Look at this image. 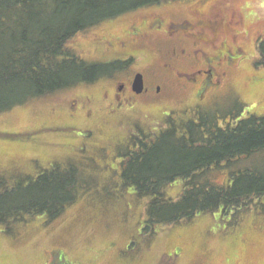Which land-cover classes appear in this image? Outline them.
I'll return each instance as SVG.
<instances>
[{
  "label": "rangeland",
  "instance_id": "rangeland-1",
  "mask_svg": "<svg viewBox=\"0 0 264 264\" xmlns=\"http://www.w3.org/2000/svg\"><path fill=\"white\" fill-rule=\"evenodd\" d=\"M155 18L165 26L176 20H188L189 31L202 27L216 45L226 44L232 50L238 47L241 57L247 59L218 71V86L211 97V108L225 112L237 103L243 110L236 118H244L249 111L264 115V64L256 63V45L264 37V0H169L160 6L148 5L100 22L76 33L67 45L89 62L109 55L103 50L106 41L113 45L114 52L137 50L143 63L156 76L173 81L172 71L163 68L162 63L168 60L174 44L188 53L191 48L188 43L179 42L183 33L172 36L165 27L144 28ZM132 24L141 30V37L130 38ZM96 36L100 41L94 44ZM118 41H124L126 48L117 46ZM119 72L109 73L108 79L116 81ZM100 89L97 83L72 85L0 113V175L11 180L42 171L64 173L67 171L64 165L69 164L80 179L74 202L51 221L43 224V217L36 215L16 223L7 233L0 232V264H43L50 249L61 250L74 264H264V211L251 207L238 212L232 222L229 214L219 216L220 220L215 223L218 216L199 213L179 223L144 230L147 198L135 194L133 185L124 180L135 164L132 156L139 161L144 159L169 136L166 134L169 129H157L163 127V116L189 114L195 103L190 90L170 85L162 89L158 99L142 103L128 121L105 117L95 129L85 127L93 131V140L88 142L106 147L101 163L119 164L117 179L109 178V172L94 163L77 161V158L65 160V151L70 156L71 148L48 145L62 140L60 135L43 132L39 135L43 138L31 142L24 137L23 134L44 125L80 127L77 121L67 118L71 100L76 96L97 97ZM182 102L184 110L180 108ZM226 117L216 115L215 122H225ZM139 126L146 128L138 136L141 147L137 150L129 139L115 148V159L114 144L119 140L127 141L132 136L131 129L138 131ZM172 130L174 137L180 140L178 146L191 147L192 143L187 140L190 127L174 124ZM83 131L68 134L83 136ZM204 131L211 132V126ZM56 162L57 169L48 168L50 163ZM226 177L222 170L209 174L210 180L217 184L224 183ZM182 186L180 180H175L164 186L163 192L175 199ZM177 249L179 252L174 256L172 253Z\"/></svg>",
  "mask_w": 264,
  "mask_h": 264
},
{
  "label": "trees",
  "instance_id": "trees-1",
  "mask_svg": "<svg viewBox=\"0 0 264 264\" xmlns=\"http://www.w3.org/2000/svg\"><path fill=\"white\" fill-rule=\"evenodd\" d=\"M166 1L169 0H0V113L65 87L107 76L115 68L122 69L119 63L107 65L114 62L113 55L85 61L67 43L76 33L100 22ZM171 24L174 35L190 26L185 19ZM155 27L159 30L165 25L158 18L144 25ZM139 30L132 24L130 38L141 33ZM94 39L100 41L99 36ZM256 51V63L264 64V37L257 43ZM116 54L123 58L124 52ZM133 58H140L138 52ZM192 94L193 91L190 95L195 103L188 115H164L166 119L163 116V127L157 129H169L165 142L161 137L162 145L140 161L132 156L135 164L124 181L133 185L135 194L147 198L145 231L179 223L199 213L218 216L217 223L226 214L232 222L238 212L249 207L264 211V115L249 111L244 118H236L243 106L236 103L225 112L214 110L213 92L204 95L207 104L199 103L201 99H194ZM183 104L181 110L185 109ZM216 115L227 116L225 122H215ZM174 124L190 127L187 140L191 147L183 149L177 145L180 140L173 135ZM209 126L213 133L204 131ZM35 132L37 129L23 135L30 142L36 141L31 140ZM140 134L131 138L137 150L141 147ZM71 154L72 150L70 157L80 159ZM57 163H50L48 168L57 169ZM64 167L67 168L64 173L42 171L11 180L0 175V232L7 233L16 223L36 215L43 217V224L49 222L74 202L80 179L74 167L69 164ZM96 167L105 168L109 178H118L119 164L96 163ZM221 170L227 176L224 183L210 180V173ZM175 180H180L183 186L172 199L164 194L163 187ZM178 252L177 249L172 254L176 256Z\"/></svg>",
  "mask_w": 264,
  "mask_h": 264
},
{
  "label": "flooded vegetation",
  "instance_id": "flooded-vegetation-1",
  "mask_svg": "<svg viewBox=\"0 0 264 264\" xmlns=\"http://www.w3.org/2000/svg\"><path fill=\"white\" fill-rule=\"evenodd\" d=\"M192 13H195L194 9H192ZM172 26L173 24L171 23L165 26L169 35L175 34ZM155 29H157V27H155ZM189 29L190 28L187 27L186 31L182 32L183 36H181L182 38L179 39V42L188 43L191 48L190 53L186 52L184 48H180L178 45L174 44L168 60L162 63L163 68L172 71L171 75L173 76V81H168V77H161V75L156 76V74L143 63L142 57L134 59L133 55L137 54V50L126 51L121 55L123 58H119L116 56L119 54L113 51V45L106 41L103 50L109 53V55L115 56L113 57L114 62H108L107 64L119 63L123 65L122 69L115 68L116 73L120 71L119 78L116 77L114 79L116 81H111L106 75H101L94 81L75 84V87L76 85L91 86L96 83L101 85L97 97L92 95L84 97L76 96L71 100L69 110H67V118L77 121L79 123L77 125L80 127L41 126L37 129V132H35L36 135L31 140H37L39 137L43 138L44 136H39L43 132L54 133L62 136L63 139L59 140L57 143H49V146H66L71 148V156H79V158L83 159L85 162L94 164L101 163L103 155L106 156V147L88 142L92 139L93 131L85 129V127L90 126L95 129L97 124L105 119V117L115 119L122 118V120L124 118L128 121L133 112L139 111V107L143 105L142 103L158 99L161 92L164 91L162 89L170 88V85L181 89H188L190 92L193 91V98L197 100L201 99L199 103H205L204 95H207L209 91L214 92L217 89L219 80L218 71L224 70L225 67H229L230 64L234 65L235 62L243 59V57H241L238 47L232 50V48L226 44L216 45L214 41L211 40V37L209 38V36L202 31V27H199L198 30L194 32L189 31ZM141 36L142 34L139 32L135 37ZM98 42L99 40H95L94 44ZM115 44L122 49L126 48L124 42L118 41ZM192 47H194V49ZM208 49H210V51ZM125 69H128V72L124 71ZM137 75L141 78V87L139 89L133 87V81ZM199 105L203 106L201 104ZM138 129V131L131 129L132 136L127 140L134 138L135 133L140 134L139 132H142L141 130H146V128L141 126H139ZM79 130H84L83 136H76L72 133L68 134L70 131L75 132ZM68 138H71V140ZM125 143L126 141L122 142V140L115 143L113 155L115 154V148ZM114 156L117 157L116 155ZM97 158L100 159V162ZM64 159L73 158L70 156L68 157L65 153ZM105 165L108 166L107 164ZM121 251L122 250H119V252ZM43 264H74V262L70 261L61 250L50 249Z\"/></svg>",
  "mask_w": 264,
  "mask_h": 264
},
{
  "label": "water",
  "instance_id": "water-1",
  "mask_svg": "<svg viewBox=\"0 0 264 264\" xmlns=\"http://www.w3.org/2000/svg\"><path fill=\"white\" fill-rule=\"evenodd\" d=\"M140 76H136L135 77V79H134V81H133V87H135L136 89L138 88H140L141 87V81H140Z\"/></svg>",
  "mask_w": 264,
  "mask_h": 264
}]
</instances>
